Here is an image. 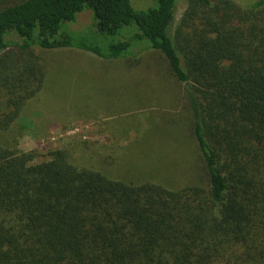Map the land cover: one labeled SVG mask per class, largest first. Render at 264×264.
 I'll return each mask as SVG.
<instances>
[{"label":"trees","instance_id":"obj_1","mask_svg":"<svg viewBox=\"0 0 264 264\" xmlns=\"http://www.w3.org/2000/svg\"><path fill=\"white\" fill-rule=\"evenodd\" d=\"M154 2L0 7V264H264V0H186L179 23V0ZM83 13L89 22L72 29ZM35 50L130 63L160 53L190 113L194 149L181 148L189 167L174 178L118 168L121 157L153 155L136 151L140 137L112 163L96 151L91 162L65 148L44 160L36 148L20 149L22 123L34 119L24 107L48 75ZM170 147L155 158L171 150L178 158Z\"/></svg>","mask_w":264,"mask_h":264},{"label":"rangeland","instance_id":"obj_2","mask_svg":"<svg viewBox=\"0 0 264 264\" xmlns=\"http://www.w3.org/2000/svg\"><path fill=\"white\" fill-rule=\"evenodd\" d=\"M16 1L0 0V7ZM232 1L251 4L256 0ZM132 4L136 9H144L155 2L132 0ZM186 9V0H179L176 23L180 22ZM88 22L89 14L83 13L70 23V27L77 29ZM35 53L45 62L48 75L44 90L24 107L26 117L34 116V125L22 123L27 128L25 135L20 137V149L36 148L43 155L40 159L44 160L49 150L65 148L72 157L81 160L89 157L91 162L93 151H96L100 158L107 155V161L112 163L117 159L116 154H121L122 149L140 137L141 142L136 141L138 144L134 146L136 151L153 155L145 159H138L140 155L128 159L121 157L118 168L127 170L135 165L147 174L158 171L167 178H174L189 167L190 161L182 157L181 148L184 150L186 146L189 155L190 146L192 151L194 149L189 134H186L190 129V113L181 87L168 72L160 53L148 54L135 63L103 61L92 53L79 50L52 53L35 50ZM161 84H166L164 90H175L173 97L168 99L171 101L165 100ZM0 100L5 101L6 97H0ZM41 106L52 113H41ZM178 124L181 126H176ZM150 127L155 129L149 136ZM166 142L169 144L164 146ZM77 146L79 150H75ZM169 146L179 149L178 158L170 147L171 151L157 160L154 153ZM194 158L198 159V154ZM199 168L197 172L202 170L201 166ZM144 179L151 178L144 176ZM158 179L155 180L157 183ZM171 183L178 181L175 178Z\"/></svg>","mask_w":264,"mask_h":264}]
</instances>
